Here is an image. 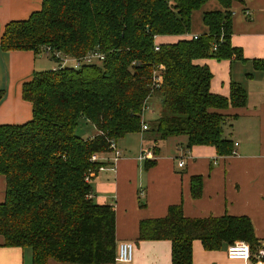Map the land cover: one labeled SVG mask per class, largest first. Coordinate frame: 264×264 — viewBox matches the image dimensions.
<instances>
[{
    "label": "trees",
    "instance_id": "obj_1",
    "mask_svg": "<svg viewBox=\"0 0 264 264\" xmlns=\"http://www.w3.org/2000/svg\"><path fill=\"white\" fill-rule=\"evenodd\" d=\"M209 1L41 0V8L27 19L4 26L2 52L40 56L50 48L69 58L92 51L104 55L100 64L34 73L21 90L31 104V119L0 125L4 247L30 249L31 264H114V208L95 204L90 186L92 174L105 164L92 158L112 153L111 145L128 134L142 132L154 144L182 136L186 150L207 146L218 156L233 155L234 145L223 130L237 116L222 112L244 108L247 94L233 81L228 97L212 94V73L195 61L247 62L230 43L235 0H213L222 10L202 14L206 33L155 44L156 37L190 34L192 14ZM252 65L264 70V61ZM2 97L0 92V101ZM153 99L160 102V113L145 123L144 108ZM80 119L94 126L95 136L76 134ZM152 152L157 155L156 146ZM153 165L145 161L144 168ZM201 185L200 177L191 178L193 199L200 197ZM139 206L144 204L139 201ZM196 240L205 251L243 241L253 252L261 242L245 216L189 219L181 205L138 224V242H170L171 264H192Z\"/></svg>",
    "mask_w": 264,
    "mask_h": 264
},
{
    "label": "crops",
    "instance_id": "obj_2",
    "mask_svg": "<svg viewBox=\"0 0 264 264\" xmlns=\"http://www.w3.org/2000/svg\"><path fill=\"white\" fill-rule=\"evenodd\" d=\"M40 8L41 0H0V36L8 22L25 20ZM231 9L230 43L241 50L247 62L202 59L195 64L207 66L212 73V94L228 97L232 81L239 83L247 94L244 108L222 112L226 116H237L228 122L233 129L223 130V136L234 145L233 155L218 156L213 147L207 146L186 150V138L182 136L154 144L140 132L128 134L115 143L119 152L116 160L113 152L96 156L105 166L91 176L92 200L97 205L113 206L116 246L121 242L134 245L129 264H171L170 242H138L137 237L140 221L162 218L173 205H181L184 217L189 219L245 216L252 224L255 238L264 239V93L252 83L258 79L264 81V70H255L252 65V61H264V0H235ZM220 10L222 7L217 1L207 2L192 14L190 34L156 37L155 44H173L206 33L202 14ZM39 58L42 57L31 51L0 50V92L3 93L0 125H20L31 119V104L22 99L21 90L34 73L41 72L38 71L41 69ZM236 64L246 67V71L253 69V72H247L243 80H239L234 75ZM56 67L54 63L51 70ZM156 108L159 116V101ZM147 112L154 114L150 106ZM91 126L87 138L96 135ZM155 146L157 155L149 161L154 165L145 169V162L139 158L144 151H153ZM179 161L184 162L182 168L178 167ZM192 177L202 179L198 199L190 194ZM4 190L5 181L0 176V203ZM139 201L143 207L139 206ZM226 249L227 246L222 245L218 251H205L199 241H193L192 264H243L228 260ZM30 252L26 248L4 247L0 237V264H31ZM48 264L60 263L49 260Z\"/></svg>",
    "mask_w": 264,
    "mask_h": 264
},
{
    "label": "built area",
    "instance_id": "obj_3",
    "mask_svg": "<svg viewBox=\"0 0 264 264\" xmlns=\"http://www.w3.org/2000/svg\"><path fill=\"white\" fill-rule=\"evenodd\" d=\"M195 39V37H194ZM157 51L158 48L155 47ZM41 57L46 56L53 60L57 67L52 69L56 70L58 68L63 67H72L74 69H78L82 66L100 64L104 60V55L97 52L92 51L87 53L85 56L80 58H69L66 55H63L61 52L52 51L50 48H44L40 54ZM148 107L144 108V113L147 112ZM147 129L146 124L142 125V131ZM115 144L111 145V149L114 154V160L119 157V152L115 149ZM140 161H152L154 159V155L151 150L144 151L140 156ZM93 161H96L97 158L94 156L92 158ZM184 166L183 161H179L178 167L182 168ZM100 168V170H102ZM134 254V245L131 242H121L117 245V253L115 262L121 264H129L132 262ZM226 257L230 261H241L243 264H264V239L259 243L258 247L255 251H251L249 245L244 242H233L229 244L226 249Z\"/></svg>",
    "mask_w": 264,
    "mask_h": 264
},
{
    "label": "rangeland",
    "instance_id": "obj_4",
    "mask_svg": "<svg viewBox=\"0 0 264 264\" xmlns=\"http://www.w3.org/2000/svg\"><path fill=\"white\" fill-rule=\"evenodd\" d=\"M214 61L218 62L216 60H214ZM54 63L55 62L53 60H51L50 58L43 56L42 58H39V65H40L41 69H39L38 71L51 70V67L54 65ZM247 72H253V69H251V71H246V67H244L241 64H236V66L234 68V75L237 79L243 80V77L247 75ZM252 83H254L255 85L258 86L260 92L264 93V81L262 79H258ZM152 102H153V104H151ZM159 104H160V102H159ZM149 106L151 107V110L154 111V114L152 115V114H150V112H145L146 115L143 118L145 123H148V121H149V120H147L146 117H149V119H153V118H155V116H158V110L156 108L158 106V101L156 99H153V101L148 103L147 107L149 108ZM91 127L92 126L89 122H87L83 119H80V121L78 122V126L76 127L75 132L78 136H80V137L83 136L81 138L85 139V138H87L86 136H88L89 133L91 134ZM233 127H232V129H233ZM229 129H231L230 126L228 124H226L224 126V130H229ZM235 242H243V241H235ZM244 243H246V242H244ZM26 249L28 251H30V249H28V248H26Z\"/></svg>",
    "mask_w": 264,
    "mask_h": 264
}]
</instances>
